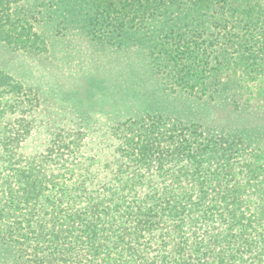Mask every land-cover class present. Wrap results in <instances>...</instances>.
<instances>
[{
    "label": "trees",
    "instance_id": "trees-1",
    "mask_svg": "<svg viewBox=\"0 0 264 264\" xmlns=\"http://www.w3.org/2000/svg\"><path fill=\"white\" fill-rule=\"evenodd\" d=\"M68 28L138 52L171 101L100 138L55 121L28 153L36 97L0 69V264H264V124L245 118L264 97V0H0L12 51Z\"/></svg>",
    "mask_w": 264,
    "mask_h": 264
},
{
    "label": "rangeland",
    "instance_id": "rangeland-1",
    "mask_svg": "<svg viewBox=\"0 0 264 264\" xmlns=\"http://www.w3.org/2000/svg\"><path fill=\"white\" fill-rule=\"evenodd\" d=\"M47 35V51L38 54L12 51L0 43V69L36 97L37 122L24 145L28 153L46 147L55 121L88 123L93 137L100 138L106 123L139 113L149 101H171L152 84L150 69L138 52L100 46L71 28ZM253 104L246 120L264 124V97ZM100 145L107 151L110 142Z\"/></svg>",
    "mask_w": 264,
    "mask_h": 264
}]
</instances>
